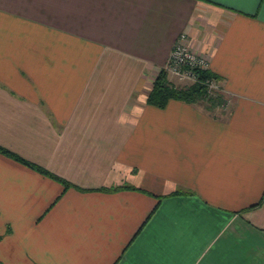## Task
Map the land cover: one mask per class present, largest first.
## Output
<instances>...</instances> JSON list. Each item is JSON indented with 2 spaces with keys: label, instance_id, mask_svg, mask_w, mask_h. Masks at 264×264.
Listing matches in <instances>:
<instances>
[{
  "label": "crops",
  "instance_id": "1",
  "mask_svg": "<svg viewBox=\"0 0 264 264\" xmlns=\"http://www.w3.org/2000/svg\"><path fill=\"white\" fill-rule=\"evenodd\" d=\"M180 34L215 106L145 102ZM0 147L70 184L0 152L3 264H264V0H0Z\"/></svg>",
  "mask_w": 264,
  "mask_h": 264
},
{
  "label": "trees",
  "instance_id": "2",
  "mask_svg": "<svg viewBox=\"0 0 264 264\" xmlns=\"http://www.w3.org/2000/svg\"><path fill=\"white\" fill-rule=\"evenodd\" d=\"M192 73L194 75V80L190 84H187V85L185 84V85L176 87V85L172 84L167 79L166 71L160 68L152 80V83H151L152 85L150 86V89L148 90L145 102L151 105L152 107L155 106L158 108L164 107L165 103L169 99H177V101L181 100L189 104L194 103L197 100H201V101L206 100L207 103L213 104L214 106L215 104H218L221 99L220 98L221 93L217 92L215 97H209L206 93V87H205V81L209 80L210 78L217 79L216 76L213 75L209 71V69H206V68L202 70L200 68H193ZM0 152H2L3 154L11 157L12 159L20 163L33 167L42 173L48 174L49 176L58 179V181L65 188L70 185L67 181L48 173L47 171L18 157L17 155H15L14 153L6 149H3L0 147ZM112 189L113 188H110L107 190H112ZM100 190H105V189L101 188ZM0 264H3V263L0 262Z\"/></svg>",
  "mask_w": 264,
  "mask_h": 264
},
{
  "label": "built area",
  "instance_id": "3",
  "mask_svg": "<svg viewBox=\"0 0 264 264\" xmlns=\"http://www.w3.org/2000/svg\"><path fill=\"white\" fill-rule=\"evenodd\" d=\"M166 62L165 68L173 72L178 77H186L194 80L192 73L193 68H200L201 70L206 67V62L203 57L193 53L188 45L185 35L180 34L173 44ZM216 79L210 78L205 81L206 93L209 97H215L216 93L220 92V86ZM224 104L222 101L221 106Z\"/></svg>",
  "mask_w": 264,
  "mask_h": 264
},
{
  "label": "clouds",
  "instance_id": "4",
  "mask_svg": "<svg viewBox=\"0 0 264 264\" xmlns=\"http://www.w3.org/2000/svg\"><path fill=\"white\" fill-rule=\"evenodd\" d=\"M131 115L136 117V119H130L129 114L121 113L116 120V123L120 126L131 125L138 126L139 118L143 115V110L141 108L133 106Z\"/></svg>",
  "mask_w": 264,
  "mask_h": 264
},
{
  "label": "rangeland",
  "instance_id": "5",
  "mask_svg": "<svg viewBox=\"0 0 264 264\" xmlns=\"http://www.w3.org/2000/svg\"><path fill=\"white\" fill-rule=\"evenodd\" d=\"M166 66V65H165ZM165 66L164 67H162V69L163 70H165L166 71V73H167V76L169 77V78H167V79H169V81L171 80V81H173L174 83H176V84H178V85H185V84H190L191 82H192V79L191 78H186V77H178V76H176V74H174L173 72H171V71H168L166 68H165ZM216 81H218L217 79H216ZM219 82V81H218ZM217 82V83H218ZM220 93L222 94V92H221V89H220Z\"/></svg>",
  "mask_w": 264,
  "mask_h": 264
}]
</instances>
